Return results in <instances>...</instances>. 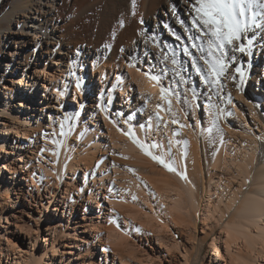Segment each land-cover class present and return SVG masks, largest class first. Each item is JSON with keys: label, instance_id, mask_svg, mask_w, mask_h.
<instances>
[{"label": "bare ground", "instance_id": "obj_1", "mask_svg": "<svg viewBox=\"0 0 264 264\" xmlns=\"http://www.w3.org/2000/svg\"><path fill=\"white\" fill-rule=\"evenodd\" d=\"M61 1L0 0L6 7L0 14V61L13 41L26 60L20 63V51H14L13 63H2L0 75V217L6 223L0 225V264H53L56 255L59 264H102V259L133 264L139 258L128 240L133 219L152 228L159 247L181 234L201 242L211 238L209 264H264V29L252 36L250 55L234 53L243 83L237 75L216 106L196 105L188 87L196 70L187 67V56L180 58V37L168 30L167 39L158 38V17L152 16L161 8L154 6L157 0H142L145 12L148 3L154 7L153 33L139 25L134 31L118 29L101 49L82 51L84 69L78 71L69 38L50 10L58 12ZM164 5L161 16L169 21L173 12L182 15L174 23L192 35L190 3ZM116 40L126 43L116 50ZM30 46L42 53L28 51ZM156 49L176 53L178 69L191 78L183 92L174 79L157 73L165 63L162 55H153ZM145 73L160 74L163 85L179 94L170 112L160 85ZM153 143L158 147L150 149ZM149 151L170 153L164 159L174 160L176 171L155 162L145 154ZM20 199L38 209L40 224L51 221L45 235L40 227L27 232L8 222L4 211ZM78 206L84 210L60 251L63 233L53 219L72 215ZM167 232L171 236H164ZM158 246L150 249L155 259L162 252ZM147 257L149 262L152 256ZM180 257L181 264H194L192 255L180 252Z\"/></svg>", "mask_w": 264, "mask_h": 264}, {"label": "rangeland", "instance_id": "obj_2", "mask_svg": "<svg viewBox=\"0 0 264 264\" xmlns=\"http://www.w3.org/2000/svg\"><path fill=\"white\" fill-rule=\"evenodd\" d=\"M166 0H157L154 4V6L156 4L161 5L162 10L165 9V3ZM170 3V2H169ZM152 7V8H151ZM6 7H1L0 6V14L3 10H5ZM56 7H53L52 10V14L54 15V17L56 19H60V23L59 25H61V29H62V33L67 35L69 38L68 41V46L70 47V51L72 52L70 55L72 57V59L77 62V71L79 70V68H83L84 69V63L83 60L86 57H83L82 55V51L87 50V49H94V50H99L102 47H104L107 42L111 39H113V35H117V30L120 28L127 30L130 29L131 31H134L138 25L139 27L142 29V31L146 34H151L153 33V25H154V21L153 19L150 18L149 21V17L152 15L153 13V6L151 4H147L146 9L147 11L145 12L144 9H142V0H62L60 2V10L57 12L55 11ZM84 8V9H83ZM161 8H157L154 11V14L152 15L153 17L156 15V17H158V22H157V34H158V38L160 39V41H164L165 39H167L166 37V33L168 30H172L174 35H178V37H180L181 39V44H178L181 48H180V58L181 59H185L186 56L183 55L182 53V48L185 44L188 43L189 40V36L187 33H184V29L185 27H183V31L178 30L176 27V23L175 22V17H178V19H182L183 16L182 15H175L173 12V17H170L169 21L167 18H164L161 16ZM80 10H84L80 12V18H78L77 13H79ZM158 15V16H157ZM60 16V17H59ZM145 16H148V18H146ZM177 24L180 25V23L177 20ZM184 25V24H183ZM67 26V27H66ZM144 26H146V30H144ZM181 26V25H180ZM159 28V29H158ZM193 34V33H192ZM146 37V36H145ZM16 41L19 39H21V37L16 36V38H14ZM28 40V39H27ZM52 42L54 43H58L59 39L57 37H52L51 39ZM124 43H126L125 41H119L117 42L116 40V50H119V47L122 46V44L124 45ZM31 44V42H30ZM140 44L143 45H148L147 40L146 41H140ZM18 43H16L15 41H13L12 47H5V52H4V56H3V60H1L0 62V75L4 74V70H5V65L11 64L13 63L11 61L12 57L11 54L14 51H20V50H16ZM29 45V43H28ZM40 48H47L46 43H39ZM139 45V44H138ZM140 45V46H141ZM153 46V44H151ZM51 48V47H50ZM33 51L35 50V48L33 49V47L28 48V51ZM27 51V50H26ZM42 50H35V52H41ZM121 51L123 53H126V51L124 50V48H121ZM156 51L158 52L157 54L154 52V56L160 58V55L163 56L161 51H158L156 49ZM190 51L195 52V49L190 48ZM25 51H20V54L18 55L17 59L20 63H25V58L23 57V53ZM256 52H254V55H256ZM127 54V53H126ZM42 57L40 56L39 59H41ZM188 58V57H187ZM188 62V68H191V60L187 61ZM2 63H4L5 65H2ZM170 64V66H168ZM190 64V66H189ZM200 64L203 66V61H200ZM162 67L160 68V72L158 71L157 73H160L162 75V77L164 78L165 76H168V81L171 82L172 79H174V81L177 83L178 82V77L176 75L173 74V68H169V67H173L171 65V63L168 61L167 62V67H165V64H161ZM22 67V66H19ZM163 67L165 69V71L168 73L167 75H163L162 71ZM177 67V66H176ZM179 68V67H177ZM234 68L235 66L233 65L232 67H230L228 69V75L227 78H221L220 81L213 87V88H209L207 86V82L203 81L202 76L197 75V73L195 71L192 70V83L190 86H188L189 88L192 87V90L195 91L196 93V97L197 99L195 100V104H199L201 103H209V104H213V105H217L219 102V99H221V97L225 96L226 93H228V89L230 87H232V84H234L235 80L233 79V76L238 75L237 73L234 72ZM89 70V68H88ZM170 70V71H169ZM191 70V69H190ZM232 72V73H231ZM78 73V72H76ZM159 74V75H160ZM182 75L184 76V78L187 80L191 79L188 75H186L184 72H182ZM95 81L97 80V78L94 79ZM224 83H226L224 85ZM182 86V87H181ZM187 83L186 84H180L178 86V88H180V90L184 91V89H187ZM227 87V89H226ZM230 90V89H229ZM182 91V92H183ZM189 94L192 96L191 91H189ZM211 98V99H210ZM216 103V104H215ZM35 104V103H34ZM39 112H36V114L38 115ZM198 114H201V108H198ZM38 118V117H37ZM189 120V118H188ZM190 123L193 124V122H191V120H189ZM199 121V120H198ZM45 156V155H44ZM3 165L4 162H2ZM38 187H40V185H38ZM40 193H45V189L40 188ZM34 196L37 198V192L34 193ZM48 196V195H46ZM43 199V198H42ZM85 199V198H84ZM46 201V199L44 200V202ZM85 202H82V205H84ZM42 207L40 206V209ZM1 210V208H0ZM84 210V207H81L79 210V206L78 208L74 209V213L72 215L66 214L64 215V217L59 216L56 219H53V224L57 227L58 230H60L63 233L62 241H60L58 250L63 251L65 249L64 244H66L67 241H70L69 238L66 237V234L70 231L71 233H74V227H75V221L79 220V217L81 216L82 212ZM4 213L7 216V220L8 222H12V223H16L17 225L21 226L22 228L26 229L27 232H32L36 231L39 227H40V234L41 236L45 235V226L49 225L51 223V221L46 220L43 221L42 224H40L39 222V214H38V209L32 207L29 203L25 202L24 200L20 199L17 206L15 208L10 209L9 211H4ZM130 221V220H129ZM138 220L133 219L132 222H129L130 226V230H129V243L132 244L133 249L135 254H137L136 256H138V259L143 260L144 262H146L145 264H181V257H180V252L182 253H187L192 255V258H194V264H209L210 263V257L212 251L210 250V242H211V238L209 239H205V241L201 242L199 240H195L193 238H190L186 235H177V239L175 241V239L172 238V241L168 240V241H163L164 244H162V247H159L156 244V241L153 240V236H154V232L151 230L152 228L147 227V225H144L142 228V225H139V221ZM0 225L5 226V220L4 218L0 217ZM134 225V227H133ZM140 226V227H139ZM10 228H12V230H14L15 228L11 225ZM198 229V234H196V236L200 235ZM219 232V231H217ZM168 235L171 236L169 232L164 233V236ZM8 238H10L11 236L8 235ZM146 239H148V242H146ZM174 240V241H173ZM3 244L5 245V241H2ZM26 242H28V240L26 239ZM40 244H43V242H41V239L39 240ZM172 244V247L170 246L169 249L167 250H163L166 249V247L164 245L167 244ZM177 244V246L173 245ZM158 248H162V252L160 253H156L155 256H158L157 259H155L156 257H154L151 254V248L157 247ZM28 246L25 245L24 249H27ZM197 249L200 252V255H202V257L197 259ZM184 251V252H183ZM54 251L52 250L49 253V256H51V254ZM99 252V250L97 251ZM150 254L152 257H150V261L148 262V257L147 255ZM196 257V259H195ZM138 259H134L132 261L133 264H138L137 260ZM61 260V256H55L54 260H53V264H59V261ZM102 264H104V261L102 259ZM201 262V263H200ZM96 263L99 264V260H96ZM66 264V263H64ZM108 264H110L108 262ZM222 264H224L222 262Z\"/></svg>", "mask_w": 264, "mask_h": 264}, {"label": "snow or ice", "instance_id": "obj_3", "mask_svg": "<svg viewBox=\"0 0 264 264\" xmlns=\"http://www.w3.org/2000/svg\"><path fill=\"white\" fill-rule=\"evenodd\" d=\"M186 2L190 3L193 9L191 29H188L193 34L189 36L188 43L183 46L182 53L192 61L191 67L196 70L197 75L202 76L203 81L207 82V86L211 89L222 77L227 78L228 69L237 59L234 53L250 55L252 36L255 35V31L264 29V0H195V3H192V0H186ZM190 48L195 49V52L190 51ZM169 60L173 66V74L178 77L176 86L186 84L187 80L182 75V68L176 67L178 61L175 52L171 56L167 52L164 53L165 67ZM201 60L203 66L200 64ZM161 71L163 75L168 74L164 70ZM234 72L239 75L243 83L244 74L241 67H235ZM145 75L160 85V97L168 104L166 111L170 112L172 99H179V94L172 86L165 87L161 76L152 73H145ZM233 79L235 80V76ZM76 87L79 90L80 84L77 83ZM239 87L238 84V90ZM189 91L192 93V101H195L197 99L195 91L192 89ZM157 120H163V117L157 115ZM140 146L143 150L144 146ZM148 147L154 149L158 145L153 143ZM145 154L150 155L155 162L168 171H176L175 161L164 159V155L170 156V153L155 155L149 151ZM128 171L133 170L128 169Z\"/></svg>", "mask_w": 264, "mask_h": 264}]
</instances>
